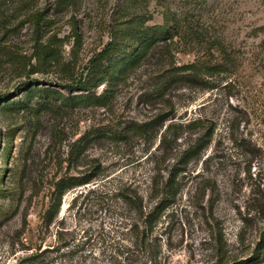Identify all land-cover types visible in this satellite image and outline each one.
Instances as JSON below:
<instances>
[{
	"label": "rangeland",
	"instance_id": "obj_1",
	"mask_svg": "<svg viewBox=\"0 0 264 264\" xmlns=\"http://www.w3.org/2000/svg\"><path fill=\"white\" fill-rule=\"evenodd\" d=\"M176 18L173 40L116 86L105 81L95 89L105 104L64 105L78 93L65 85L86 76L107 43H119L110 62L122 65L138 46L133 29L149 36L151 26ZM191 63L178 73L197 78L163 86ZM33 79L40 82L21 86ZM39 87L52 90L45 94L51 106L35 105L45 97ZM0 94L9 99L0 104V264H19L38 245L55 244L54 225L40 232L53 182L95 165L93 182L61 198L59 217L77 238H85L83 230L99 233L101 223L113 229L98 204L100 189L115 195L135 188L147 201L154 180L179 172L180 191L153 231L161 264L259 255L264 0H0ZM144 124L149 130H137ZM201 143V155L180 170L183 150ZM90 189L98 191L85 196ZM82 191L79 202L88 207L76 216L72 199ZM118 221L123 231L125 217ZM70 249L64 264H112L106 243ZM257 259L264 264V254Z\"/></svg>",
	"mask_w": 264,
	"mask_h": 264
},
{
	"label": "trees",
	"instance_id": "obj_2",
	"mask_svg": "<svg viewBox=\"0 0 264 264\" xmlns=\"http://www.w3.org/2000/svg\"><path fill=\"white\" fill-rule=\"evenodd\" d=\"M177 23L178 19L176 18L172 21L165 20L161 25L155 24L149 28L151 30L149 36H144L142 32H136L133 29L131 32L134 35L133 38L136 40L138 39V46H136L134 53L130 55L127 61L122 65H120V61L116 64L110 62V54L119 43H107L103 51L98 53V56L93 59L92 66L88 69L86 76L81 75L72 83L65 85L67 89L78 91V93L64 97V105L72 106L75 105V103L86 105L105 104L106 102L103 101L106 98H104L105 94H97L95 89L105 81L112 87L116 86L118 82H121L129 76L134 69L143 63L155 50L161 47L162 42L173 40V38L179 34L180 30ZM106 60L108 61L107 63ZM117 65L119 68L115 71L113 67ZM194 67L195 65L192 63L183 65L179 68L177 67V70L165 80L163 86L178 83L182 78H197L196 75L191 73H189V75H181V73H178V70H183L185 68L193 69ZM38 82H40L39 79H33L30 82H23L21 86L29 87L31 85L28 86V84L32 83L34 85ZM38 91L42 92V96H45L46 93L52 90L47 87H39ZM41 98L42 99L35 104L37 108L40 107V109H42L45 106L52 105V101L48 99V95ZM7 100H9L7 94H0V104L2 102H7ZM166 120L167 118L161 119V123H164ZM137 130L143 132L149 130V128L144 124L138 126ZM166 138L167 135H164L163 141H165ZM202 144L204 143L193 144L183 150L179 159V164L182 165L179 166L180 170H184L190 160L201 155L206 145ZM99 168V165H95L82 174L65 175L53 182L49 206L47 210L44 211L41 218L42 226L40 227V232L45 234L46 232H44V229L49 231L51 226L54 225L55 244L44 248L38 245L31 254L22 258L19 264H64L62 261L64 260L63 258L69 257L70 254L73 253V250L70 249L71 247L79 248L85 245L94 246L95 244L104 243L112 248V264H161L159 250L157 248L158 245L153 238V231L163 211L176 200V196L180 191V182L177 180L179 172H171L168 177L162 176L160 179L154 180L151 184L150 195L147 201H145V197L135 188L119 189L115 195L114 193L111 194L109 191L100 189L98 204L101 210L108 211L111 214L109 217H111L112 224L114 225L113 229L109 228L105 230L101 223V227L98 230L99 233H90L89 230H83V235H81V237L84 236L85 238L81 240L76 237V235H80V232L78 233L76 229L67 226L65 217H59L61 198L65 192L93 182L100 174ZM96 191H98V189H90L85 196ZM82 196H84V191L76 194L72 199L71 205L77 206L79 203V207L75 214L76 216L77 214L79 216V213L84 208L83 200L79 202ZM119 204H121V206H117ZM86 207H88V203L84 209H86ZM120 208L125 209V215L120 211ZM123 217H125V226L122 227V229H124L122 231L118 220ZM263 245L264 237L259 255H255V257L252 258L254 261L250 262V259H247L238 262L234 261L235 263L231 261L229 264H261L262 261L257 258H260V256L264 254V251L261 253L264 247ZM65 248H68L67 251H64Z\"/></svg>",
	"mask_w": 264,
	"mask_h": 264
}]
</instances>
